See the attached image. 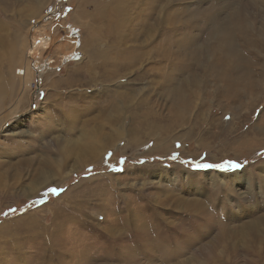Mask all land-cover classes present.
<instances>
[{
	"label": "rangeland",
	"instance_id": "rangeland-1",
	"mask_svg": "<svg viewBox=\"0 0 264 264\" xmlns=\"http://www.w3.org/2000/svg\"><path fill=\"white\" fill-rule=\"evenodd\" d=\"M228 1L0 0V264H264V24L206 47Z\"/></svg>",
	"mask_w": 264,
	"mask_h": 264
},
{
	"label": "bare ground",
	"instance_id": "bare-ground-1",
	"mask_svg": "<svg viewBox=\"0 0 264 264\" xmlns=\"http://www.w3.org/2000/svg\"><path fill=\"white\" fill-rule=\"evenodd\" d=\"M200 1V0H199ZM216 1V0H215ZM217 1H220V0H217ZM228 0H226V2H227ZM233 1V0H232ZM236 1V4H237V8L235 9V11L233 12V15H232V17L230 18V25H226V27L225 28H223V29H220V24H225V22H222V21H220L219 23H218V19H217V17H218V15L216 14V11H212V15H211V18H215V21H214V23L213 24H218L214 29H215V31H216V34L217 33H219V35H220V37H218V38H216L217 40H216V42L214 41V43H213V41H212V43L210 42V40H209V38L208 37H206V36H204V45L207 47H209V44H210V46L212 47V48H215V50L214 51H219L220 52V54H222V52L225 54V56L226 57H228V56H233V55H236V53L238 54V52H237V49H236V39H235V34H238V33H240L239 31L240 30H243L245 27H246V22H248V21H250V18H251V16L249 15V13H251L252 12V14H254V15H252V21L251 22H253V18H254V16L256 17V18H258V16L263 20V24H264V4H263V0H235ZM222 2V1H221ZM231 2V1H230ZM217 3V2H216ZM219 3V2H218ZM217 3V4H218ZM228 3H229V1H228ZM232 3V2H231ZM234 3V2H233ZM214 4V3H213ZM230 5V4H229ZM219 6V5H218ZM225 6V5H224ZM205 8V7H204ZM203 8V9H204ZM207 8V7H206ZM205 8V9H206ZM213 8V7H212ZM262 8V9H261ZM217 9V8H216ZM219 9V8H218ZM202 10V9H201ZM207 10V9H206ZM210 10H212V9H210ZM220 10V9H219ZM203 11V10H202ZM201 11V12H202ZM207 12V11H206ZM211 12V11H210ZM210 12H208V13H210ZM231 13V12H230ZM202 14H204V13H202ZM207 16L208 15H206L205 16V18L207 19ZM221 16H222V14H221ZM231 16V15H230ZM50 17V16H49ZM209 17V16H208ZM224 17V16H223ZM222 18V17H221ZM211 22H213V20H211ZM210 22V23H211ZM259 22H260V20H259ZM262 23V22H261ZM215 26V25H214ZM234 27H236L237 28V33H234L232 30L234 29ZM214 31V32H215ZM215 34V33H214ZM196 42V41H195ZM191 43H193V42H191ZM46 44H47V42H46V40L43 38V37H40V39H37V40H35L34 42H33V45H32V47L30 48V53L31 54H33V56H35V55H38V54H36V51H34V53H32V51H33V49H35V48H38L39 46H41V47H43V48H45L46 47ZM242 44L247 48L248 46H249V44L250 43H248L247 42V39L246 40H244V38L242 39ZM43 45V46H42ZM198 46V45H197ZM204 46V47H205ZM232 46H235V50H232L230 47H232ZM182 47V46H181ZM198 48V47H197ZM189 49V48H188ZM210 49V48H209ZM219 49H221L222 51H220ZM230 49L232 50V52L230 53ZM180 50V49H179ZM183 50H187L186 48H184V47H182V50L181 51H183ZM232 54V55H231ZM30 55V54H29ZM222 56H223V54H222ZM243 56V55H242ZM224 57V56H223ZM236 57V56H235ZM239 57V56H238ZM240 57H241V55H240ZM32 58V56L30 57V59ZM69 58V57H68ZM230 58V57H229ZM233 58V57H232ZM65 61H66V59H65ZM61 63H63V60L61 59V61H60V64ZM229 65V64H228ZM232 65V64H231ZM55 67H58V66H55ZM21 69V68H20ZM23 69V68H22ZM24 70V69H23ZM174 71H176V69L174 70ZM180 72V71H179ZM16 73V72H15ZM176 73L177 72H175V77H176ZM181 74V73H180ZM179 74V75H180ZM17 75H19V74H17ZM228 75V74H227ZM21 76V75H20ZM190 76V75H189ZM178 77V76H177ZM233 77V76H232ZM195 82V81H194ZM232 82V81H231ZM186 85H187V83H186ZM27 161V160H26ZM29 161V160H28ZM44 163H46V162H44ZM59 163V162H58ZM49 164V163H48ZM59 165V164H58ZM42 165L40 164V167H41ZM44 166V165H43ZM57 166V165H56ZM50 175H51V173L48 175V179H49V177H50ZM47 178H46V176H45V173L44 172H42V171H40V172H38L37 173V175H36V177L35 178H33V179H31L30 180V183L31 184H42L43 182H46L47 180H48ZM37 181H39L38 183H37ZM171 208V207H170ZM206 215V214H205ZM206 217V216H205ZM186 220H187V218H186ZM191 220V219H190ZM189 220V221H190ZM185 222H188V221H185ZM264 225V215H262V216H256V217H254V218H252L251 220H249L246 224H245V227H247V230L246 231H244L243 232V234H248L251 238H255V239H257V238H259L260 237V235L259 234H261V233H257L258 231H263L264 230V228H262V226ZM262 228V229H261ZM140 234H145V233H140ZM182 235H186V231H182ZM262 235V234H261ZM262 239H263V237H262ZM183 240V239H182ZM189 240L190 239H188L186 242H185V240H183V242L185 243V246H183V247H181L180 249L181 250H179L180 252L179 253H177V252H175V253H172V252H168V251H165V252H163V258L165 259V260H173V257L174 256H179L180 255V253H183L184 251L183 250H185L186 248H187V246H188V243H189ZM258 241H259V239H258ZM260 242H261V240H260ZM211 250L212 249H210V250H207V253L209 254V252H211ZM205 252V251H204ZM206 253V252H205ZM175 262V261H174ZM166 263H168V262H166ZM192 263H193V261H192ZM183 264H188L187 263V261H183Z\"/></svg>",
	"mask_w": 264,
	"mask_h": 264
},
{
	"label": "snow or ice",
	"instance_id": "snow-or-ice-1",
	"mask_svg": "<svg viewBox=\"0 0 264 264\" xmlns=\"http://www.w3.org/2000/svg\"><path fill=\"white\" fill-rule=\"evenodd\" d=\"M239 165L235 161H225L222 164H197L196 168H217L221 171H228L231 168L238 167ZM55 191V190H53Z\"/></svg>",
	"mask_w": 264,
	"mask_h": 264
},
{
	"label": "built area",
	"instance_id": "built-area-1",
	"mask_svg": "<svg viewBox=\"0 0 264 264\" xmlns=\"http://www.w3.org/2000/svg\"><path fill=\"white\" fill-rule=\"evenodd\" d=\"M16 74H19V75H21V76H23L24 75V70L21 68H19V69H16ZM37 86H38V83L36 82V80H31L30 81V83H29V87L31 88V89H35V88H37Z\"/></svg>",
	"mask_w": 264,
	"mask_h": 264
}]
</instances>
